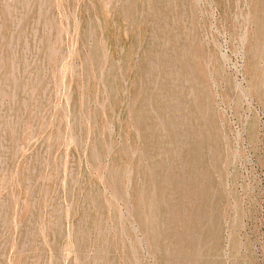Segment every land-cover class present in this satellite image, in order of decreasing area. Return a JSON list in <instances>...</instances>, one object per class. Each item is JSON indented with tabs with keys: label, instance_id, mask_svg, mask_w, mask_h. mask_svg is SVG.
I'll return each mask as SVG.
<instances>
[{
	"label": "rangeland",
	"instance_id": "obj_1",
	"mask_svg": "<svg viewBox=\"0 0 264 264\" xmlns=\"http://www.w3.org/2000/svg\"><path fill=\"white\" fill-rule=\"evenodd\" d=\"M263 10L0 0V264H264Z\"/></svg>",
	"mask_w": 264,
	"mask_h": 264
},
{
	"label": "bare ground",
	"instance_id": "obj_2",
	"mask_svg": "<svg viewBox=\"0 0 264 264\" xmlns=\"http://www.w3.org/2000/svg\"><path fill=\"white\" fill-rule=\"evenodd\" d=\"M1 2H2V1H1ZM21 3H22V2H21ZM51 3H52V2H51ZM4 5H5V4H4ZM1 6H2V5H1ZM49 6H50V5H49ZM51 6H52V5H51ZM4 8H5V7H4ZM47 8H48V7H47ZM255 9H256V8H255ZM260 9H261V8H260ZM40 11H42V10H40ZM263 11H264V10H263ZM7 12H8V10H7ZM254 12H255V11H254ZM252 14H253V13H252ZM7 16H8V15H7ZM254 16H255V14H254ZM52 20H53V19H52ZM257 21H258V20H256V22H257ZM53 22H54V21H53ZM258 22H259V21H258ZM261 22H262V18H261ZM1 24H2V23H1ZM48 24H49V22H48ZM50 24H51V23H50ZM45 25H46V24H45ZM262 26H263V25H262ZM262 26H261V27H262ZM56 27H57V26H56ZM56 27H55V28H56ZM45 28H46V26H45ZM256 28H257V27H256ZM257 29H258V28H257ZM261 29H262V28H261ZM261 29H260V30H261ZM258 31H259V30H258ZM262 31H263V30H262ZM262 33H263V32H262ZM262 33H260V34H262ZM257 34H258V33H257ZM22 36H23V35H22ZM259 36H260V35H259ZM255 37H256V36H255ZM39 38H41V37H39ZM39 38H38V40H39ZM42 38H43V36H42ZM46 38H47V37H46ZM48 38H49V37H48ZM34 39H35V38H34ZM50 39H51V38H50ZM54 39H55V38H54ZM57 39H58V38H57ZM259 39H260V38H259ZM9 40H10V39H9ZM45 40H46V39H44V42H46ZM34 41H35V40H34ZM41 41H42V40H41ZM48 41L50 42L51 40H48ZM52 41L55 42V40H52ZM59 41H61V39H60ZM7 42H8V41H6V43H7ZM257 42H258V41H257ZM263 43H264V42H263ZM263 43L261 44L262 46H263ZM7 44H8V43H7ZM7 44H6V45H7ZM40 44H42V42H41ZM45 44H46V43H45ZM59 44H60V42H59ZM50 45H52V44L50 43ZM8 46H9V45H8ZM52 46H53V45H52ZM10 47H11V46H10ZM46 47H47V49H48V45H47ZM260 47H261V46H260ZM55 48H56V47H55ZM55 48H54V50H53V49H52V50L55 51V50H56ZM58 48H59V46H58ZM24 49H25V48H24ZM24 49H23V50H24ZM50 49H51V48H50ZM60 49H61V47H60ZM27 50H28V49H27ZM48 50H49V49H48ZM48 50H47V51H48ZM57 50H58V49H57ZM50 51H51V50H50ZM53 51H51V52L53 53ZM259 51H261V50H259ZM106 52H107V50H106ZM5 53H6V52H5ZM12 53H13V51H12ZM20 53H21V52H20ZM24 53H25V52H24ZM48 53H49V52H48ZM54 53H55V52H54ZM259 53H260V52H259ZM262 53H263V52H262ZM15 54H16V53H15ZM49 54H50V53H49ZM57 54H58V53H57ZM59 54H60V51H59ZM104 54H105V53H104ZM13 55H14V54H13ZM16 55H17V54H16ZM20 55H21V54H20ZM50 55H51V54H50ZM53 55H55V54H53ZM106 55H107V54H106ZM10 56H11V55H10ZM48 56H49V55H48ZM104 56H105V55H104ZM254 56H255V55H254ZM16 57H17V56H16ZM50 57H51V56H50ZM59 57H60V55H59ZM61 57H62V56H61ZM263 57H264V56H263ZM45 58H47V57H45ZM103 58H104V57H103ZM25 59H26V56H25ZM57 59H58V57H57ZM57 59H56V60H57ZM59 59H60V58H59ZM259 59H260V58H259ZM26 60H27V59H26ZM52 60H54V58H52ZM56 60H55V61H56ZM48 61H49V60H48ZM52 62H53V61H52ZM56 62H57V61H56ZM23 63H24V62H23ZM23 63H22V64H23ZM26 63H27V62H26ZM10 65H11V63H10ZM18 65H19V64H18ZM2 66H3V65H2ZM12 66H13V65H11V67H12ZM26 66H27V64H26ZM52 66H53V65H52ZM55 66H56V65H55ZM11 67H10V68H11ZM2 68H3V67H2ZM2 68H1V69H2ZM38 69H39V68H38ZM220 69H221V67H220ZM17 70H19V69H17ZM17 70H16V71H17ZM26 70H27V69H26ZM34 70H35V69H34ZM43 70H44V69H43ZM12 71H13V70H12ZM44 71H45V70H44ZM23 72H24V70H23ZM220 72H221V71H220ZM17 73H18V71H17ZM21 73H22V72H21ZM24 73H25V72H24ZM24 73H23V74H24ZM28 73H29V72H28ZM262 73H263V72H262ZM10 74H11V73H10ZM32 74H33V73H32ZM32 74H31V75H32ZM2 75H4V73H3ZM259 75H260V74H259ZM10 76H11V75H10ZM27 76H28V75H27ZM11 77H12V76H11ZM30 77H31V76H30ZM259 77H260V76H259ZM44 78H45V77H44ZM261 78H262V76H261ZM25 79H26V78H25ZM29 79H30V78H29ZM0 80H1V79H0ZM4 80H5V79H4ZM6 80H7V78H6ZM13 80H14V77H13ZM33 81H34V79H33ZM41 81H42V79H41ZM41 81H40V82H41ZM26 82H27V81H26ZM26 82H24V83H26ZM35 82H36V81H35ZM37 82H38V81H37ZM24 83H23V84H24ZM37 84H39V83H37ZM37 84H36V86H37ZM262 84H263V82H262ZM25 86H26V85H25ZM29 86H30V85H29ZM262 86H263V85H262ZM23 87H24V86H23ZM190 87H191V86H190ZM7 88H8V87H7ZM258 88H259V86H258ZM197 90H198V89H197ZM22 91H23V90H22ZM43 92H44V91H43ZM109 92H110V91H109ZM7 93H8V92H7ZM110 94H111V93H110ZM195 94H196V93H195ZM13 95H14V94H13ZM25 95H26V94H25ZM39 95H40V94H39ZM110 96H111V95H110ZM110 96H109V97H110ZM1 98H2V97H1ZM102 99H103V98H102ZM38 100H39V99H38ZM36 101H37V100H36ZM106 101H107V100H106ZM96 104H97V103H96ZM98 104H99V103H98ZM106 104H107V103H106ZM20 105H21V103H20ZM22 105H23V103H22ZM206 105H207V104H206ZM98 106H99V105H98ZM96 107H97V106H96ZM96 107H95V108H96ZM35 109H36V108H35ZM97 110H99V109L97 108ZM42 111H43V110H42ZM42 111H41V112H42ZM38 112H39V111H38ZM139 113H140V112H139ZM31 114H32V113H30V116H32ZM205 114H206V112H205ZM37 115H38V114H37ZM35 116H36V114H35ZM212 116H214V115H212ZM38 117H39V116H38ZM73 117H74V116H73ZM110 117H111V116H110ZM206 120H207V119H206ZM198 122H199V121H198ZM57 124H58V123H57ZM59 124H60V122H59ZM16 125H17V123L15 124V126H16ZM45 126H46V125H45ZM200 126H201V125H200ZM59 127H60V126H59ZM8 128H9V127H8ZM39 128H40V127H39ZM42 128H43V127H42ZM55 128H56V126H55ZM61 128H62V127H61ZM9 129H10V128H9ZM15 129H16V128H15ZM57 129H58V128H57ZM12 130H13V129H12ZM12 130H11V131H12ZM210 130H211V129H210ZM41 131H42V130H41ZM12 132H13V131H12ZM14 132H15V130H14ZM37 132H38V131H37ZM58 132H59V131H58ZM61 133H62V132H61ZM17 134H19V132H17ZM204 135H205V134H204ZM211 135H212V134H211ZM57 136H58V135H57ZM13 137H14V136H13ZM17 137H18V136H17ZM54 137H55V136H54ZM61 137H62V136H61ZM202 137H203V136H202ZM39 138H40V137H39ZM37 139H38V138H37ZM55 140H56V139H55ZM55 140H54V141H55ZM59 140H60V139H59ZM59 140H58V141H59ZM61 140H62V139H61ZM63 140H64V139H63ZM16 142H17V141H16ZM56 142H57V141H56ZM14 143H15V142H14ZM57 143H58V142H57ZM64 143H65V142H64ZM64 143H63V144H64ZM54 144H55V143H54ZM67 144H68V143H67ZM53 146H54V145H53ZM58 146H59V145H58ZM58 146H57V148H58ZM109 146H110V145H109ZM214 148H215V147H214ZM53 150H54V149H53ZM56 151H57V150H56ZM60 152H61V151H60ZM55 153H56V152H55ZM226 155H227V154H226ZM52 158H53V157H52ZM85 158H86V157H85ZM89 158L92 159L91 155H90ZM91 159H90V160H91ZM121 159H123V158H121ZM121 159H120V160H121ZM60 160H61V157H60ZM224 160H225V158H224ZM50 161H52V160H50ZM118 161H119V159H118ZM59 162H60V161H59ZM63 162H64V161H63ZM87 162H88V161H87ZM51 163H53V162H51ZM97 163H98V162H97ZM116 163H117V161H116ZM119 163H120V162H119ZM127 163H128V162H127ZM56 164H57V163H56ZM222 164H223V163H222ZM49 165H50V164H49ZM49 165H48V166H49ZM61 165H62V163H61ZM64 165H65V164H64ZM53 166H54V165H53ZM65 166H66V165H65ZM124 166H125V165H124ZM127 166H128V165H127ZM59 167H60V166H59ZM59 167H58V169H59ZM52 168H53V167H52ZM56 168H57V167H56ZM97 168H99V167H97ZM120 168L122 169V167H120ZM120 168H119V171H121ZM47 169H48V168H47ZM54 169H55V167H54ZM62 169H63V167H62ZM117 169H118V168H117ZM124 169H125V168H124ZM113 170H114V169H113ZM128 170H129V169H128ZM132 170H134V169H132ZM55 171H56V170H55ZM58 171H59V170H58ZM58 171H56V172H58ZM64 171H65V170H64ZM60 172H61V171H60ZM66 172H68V170H67ZM64 173H65V172H64ZM114 173H115V172H114ZM127 173H128V172H127ZM129 173H131V172H129ZM54 174H55V173H54ZM57 174H58V173H57ZM67 174H68V173H67ZM80 174H81V173H80ZM109 174H110V173H109ZM111 174H112V173H111ZM125 174H126V173H125ZM123 175H124V174H123ZM147 175H148V174H147ZM61 176H62V175H61ZM63 176H64V175H63ZM78 176H79V175H78ZM110 176H111V175H110ZM110 176L108 175L109 178H110ZM114 176H116V175H114ZM71 177H72V176H71ZM71 177H70V178H71ZM80 177H81V176H79V178H80ZM121 177H123V176H121ZM2 178H3V177H2ZM60 178H61V177H60ZM82 178H83V176H82ZM87 178H88V177H87ZM114 178H115V177H114ZM116 178H119V177L116 176ZM123 178H124V177H123ZM66 179H67V176H66ZM66 179H65V181H66ZM84 179H85V178H84ZM105 179H106V178H105ZM110 179H111V178H110ZM4 180H5V178H4ZM4 180H3V182H4ZM51 180H52V179H51ZM72 180H73V179H72ZM74 180H75V179H74ZM120 180H121V179H120ZM1 181H2V180H1ZM14 181H15V180H14ZM22 181H23V180H22ZM55 181H56V180H55ZM142 181H143V180H142ZM19 182H20V180H19ZM19 182H18V183H19ZM69 182H70V181H69ZM14 183H15V182H14ZM14 183H13V184H14ZM55 183H56V182H55ZM58 183H59V181H58ZM62 183H63V182H62ZM77 183H78V182H77ZM82 183H83V182H82ZM82 183H81V184H82ZM65 184L67 185V182H65ZM118 184H119V183H118ZM127 184H129V183H127ZM78 185H79V184H78ZM78 185H77V186H78ZM142 185H143V184H142ZM18 186H19V185H18ZM44 186H45V185H44ZM44 186H43V187H44ZM53 186H54V184H53ZM69 186H70V183H69ZM74 186H75V185H74ZM127 186H129V188H130V185H127ZM51 187H52V186H51ZM51 187H50V188H51ZM54 187H55V186H54ZM14 188H15V187H14ZM19 188H20V186H19ZM46 188H47V187H46ZM57 188H58V187H57ZM61 188H62V185H61ZM70 188H71V187H70ZM118 188H120V186H119ZM118 188H117V189H118ZM147 188H148V186H147ZM153 188H154V187H153ZM158 188H159V187H158ZM47 189H48V188H47ZM54 189H55V188H54ZM76 189H77V188H76ZM89 189H90V188H89ZM89 189H88V190H89ZM42 190H44V189H42ZM50 190H51V189H50ZM52 190H53V188H52ZM62 190H63V189H62ZM67 190H68V188H67ZM82 190H83V189H82ZM88 190H87V191H88ZM140 190H142V189H140ZM144 190H145V189H144ZM12 191H13V190H12ZM47 191L50 193L49 190H47ZM68 191H69V190H68ZM68 191H67V192H68ZM71 191H72V190H71ZM79 191H80V190H79ZM145 191H146V190H145ZM152 191H153V189H152ZM17 192H18V191H17ZM48 192H47V193H48ZM62 192H63V191H62ZM75 192H76V191H75ZM85 192H86V190H85ZM124 192H125V191H124ZM49 193H48V194H49ZM51 193H52V192H51ZM56 193H57V191H56ZM72 193H73V192H72ZM72 193H70V194H72ZM92 193H93V191H92ZM44 194H45V193H44ZM75 194H76V193H75ZM78 194H79V193H78ZM83 194H84V193H83ZM148 194H149V193H148ZM159 194H161V193H159ZM9 195H10V194H9ZM17 195H18V194H17ZM42 195H43V194H42ZM42 195H41V198H42ZM95 195H96V194H95ZM95 195H94V196H95ZM45 196H46V195H45ZM59 196H60V195H59ZM68 196H69V195H68ZM88 196H89V195H88ZM97 196H98V195H97ZM117 196H118V194H117ZM120 196H121V194H120ZM125 196H126V195H125ZM145 196H147V194H146ZM159 196H160V195H159ZM43 197H44V196H43ZM55 197H56V196H55ZM55 197H54V198H55ZM140 197H141V196H140ZM210 197H211V196H210ZM14 198H15V197H14ZM71 198H73V196H72ZM76 198H77V197H76ZM82 198H83V197H82ZM93 198H94V197H93ZM118 198H119V197H118ZM137 198H138V196H137ZM212 198H213V197H212ZM10 199H11V198H10ZM43 199H44V198H42V200H43ZM58 199H59V198H58ZM67 199H68V198H67ZM86 199H87V198H86ZM91 199H92V198H91ZM116 199H117V197L114 199L115 202H116ZM138 199H139V198H138ZM159 199H160V197H159ZM208 199H209V198H208ZM19 200H20V199H19ZM47 200H48V199H47ZM81 200H82V199H81ZM89 200H90V199H89ZM93 200H94V199H93ZM104 200H105V199H104ZM144 200H146V199H144ZM205 200H206V199H205ZM1 201H2V200H1ZM44 201H45V200H44ZM44 201H43V202H44ZM137 201H139V200H137ZM148 201H149V200H148ZM158 201H159V200H158ZM91 202H92V201H91ZM95 202H96V201H95ZM95 202H94V203H95ZM104 202L107 203L106 201H104ZM3 203H4V202H3ZM19 203H20V202H19ZM19 203H18V206H19ZM100 203H101V202H100ZM139 203H140V202H139ZM141 203H142V200H141ZM14 204H15V203H14ZM21 204H22V202H21ZM46 204H47V203H46ZM51 204H52V203H51ZM51 204H49V205H51ZM80 204H81V203H80ZM82 204H83V203H82ZM92 204H93V203H92ZM92 204H91V205H92ZM114 204H115V203H114ZM136 204H137V203H136ZM204 204H205V203H204ZM26 205H27V204H26ZM29 205H30V204H29ZM31 205H32V204H31ZM40 205H41V204H40ZM42 205H43V204H42ZM57 205H58V204H57ZM77 205H78V202H77ZM86 205H87V204H86ZM108 205H109V204H108ZM111 205L113 206V202L111 203ZM111 205H110V206H111ZM1 206H2V205H1ZM3 206H4V204H3ZM10 206H11V205H10ZM54 206H55V205H54ZM136 206H137V205H136ZM145 206H146V205H145ZM147 206H148V205H147ZM14 207H15V206H14ZM24 207H25V206H24ZM44 207H45V204H44ZM51 207H52V206H51ZM95 207H96V206H95ZM102 207H103V206H102ZM157 207H158V206H157ZM0 208H1V207H0ZM11 208H12V206H11ZM28 208H29V207H28ZM30 208H31V206H30ZM42 208H43V207H42ZM47 208H48V207H47ZM49 208H50V207H49ZM80 208H81V206H79V211H80ZM93 208H94V207H93ZM112 208H113V207H112ZM154 208H155V207H154ZM18 209H19V207H18ZM24 209H25V208H24ZM56 209H58V208H56ZM107 209H109L108 206H107ZM107 209H106V210H107ZM27 210H28V209H27ZM102 210H103V209H102ZM141 210H142V208H141ZM15 211H16V210H15ZM29 211H30V209H29ZM29 211H28V212H29ZM55 211H58V210H55ZM83 211H84V209H83ZM89 211H90V208H89ZM89 211H88V212H89ZM157 211H158V210H157ZM13 212H14V211H13ZM19 212H20V211H19ZM49 212H50V211H49ZM60 212H61V211H60ZM75 212H76V211H75ZM95 212H96V211H95ZM106 212H107V211H105V213H106ZM113 212H114V211H113ZM135 212H136V211H135ZM145 212H146V211H145ZM145 212H144V213H145ZM147 212H148V211H147ZM152 212H153V211H152ZM4 213H5V211H4ZM6 213H7V212H6ZM14 213H16V212H14ZM22 213H23V212H22ZM42 213H43V212H42ZM55 213H56V212H55ZM61 213H62V212H61ZM96 213H98V212H96ZM108 213H109V212H108ZM116 213H117V212H116ZM131 213H132V212H131ZM136 213H137V212H136ZM148 213H149V212H148ZM48 214H50V213H48ZM92 214H93V213H92ZM94 214H95V213H94ZM94 214H93V215H94ZM112 214H113V213H112ZM137 214H139V213H137ZM13 215H15V214H13ZM40 215H41V213H40ZM46 215H47V214H46ZM83 215H84V214H83ZM83 215H82V216H83ZM93 215H92V216H93ZM102 215H103V213H102ZM104 215H105V214H104ZM106 215H107V213H106ZM109 215H110V214H109ZM109 215H108V216H109ZM113 215H115V214H113ZM117 215H119V214H117ZM131 215H132V214H131ZM131 215H130V216H131ZM135 215H136V214H135ZM17 216H18V215H17ZM21 216H22V214H21ZM43 216H44V215H43ZM100 216H101V215H100ZM119 216H120V215H119ZM119 216H118V220H121ZM148 216H149V215H148ZM9 217H10V216H9ZM13 217H14V216H12V218H13ZM26 217H27V216H26ZM26 217H25V218H26ZM53 217H54V216H53ZM55 217H56V215H55ZM57 217H58V216H57ZM57 217H56V219H58ZM67 217H68V216H67ZM102 217H103V216H102ZM4 218H5V217H4ZM40 218H41V217H40ZM60 218H62V217H60ZM64 218H65V217H64ZM78 218H79V217H78ZM78 218H77V219H78ZM84 218H85V217H84ZM99 218H101V217H99ZM99 218H98V219H99ZM116 218H117V217H116ZM145 218H146V217H145ZM149 218H150V217H149ZM1 219H2V218H1ZM41 219H42V218H41ZM94 219H95V218H94ZM94 219H93V220H94ZM104 219H105V218H104ZM104 219H103V220H104ZM157 219H158V218H157ZM9 220H12V219H9ZM39 220H40V219H39ZM43 220H44V219H43ZM43 220H42V221H43ZM50 220H51V219H50ZM83 220H84V219H83ZM86 220H87V219H86ZM23 221H24V219H23ZM58 221H59V219H58ZM70 221L72 222V220H70ZM77 221H78V220H77ZM98 221H99V220H98ZM146 221H147V220H146ZM49 222H50V221H49ZM56 222H57V221H56ZM56 222H54V223H56ZM59 222H61V221H59ZM66 222H67V221H66ZM71 222H70V223H71ZM78 222H79V221H78ZM81 222H82V221H81ZM87 222H88V221H87ZM93 222H94V221H93ZM93 222H92V223H93ZM102 222H103V221H102ZM123 222H124V221H123ZM161 222H162V219H161ZM47 223H48V222H47ZM76 223H77V222H76ZM83 223H84V222H83ZM117 223H118V222H117ZM117 223H116V224H117ZM120 223H121V221L119 222V224H120ZM155 223H157V222L155 221ZM207 223H208V222H207ZM213 223H214V222H213ZM42 224H43V222H42ZM52 224H53V223H52ZM56 224H58V223H56ZM77 224H78V223H77ZM84 224H85V223H84ZM89 224H90V223H89ZM94 224H95V223H94ZM99 224H100V223H99ZM142 224H143V223H142ZM17 225H18V224L16 223V226H17ZM47 225H48V224H47ZM47 225H46V227H47ZM61 225H62V224H61ZM85 225H86V224H85ZM97 225H98V224H97ZM97 225H96V226H97ZM50 226H51V225H50ZM53 226L55 227L56 225L53 224ZM53 226H52V228H53ZM96 226H95V227H96ZM123 226H124V225H123ZM204 226H205V225H204ZM210 226H211V225H210ZM218 226H219V225H218ZM20 227H21V226H20ZM42 227H43V226H42ZM60 227H61V226H60ZM83 227H84V225H83ZM117 227H118V226H117ZM141 227H142V226H141ZM48 228H49V227H48ZM52 228H51V229H52ZM143 228H144V227H143ZM148 228H150V227H148ZM203 228H204V227H203ZM43 229H45V228H43ZM43 229H42V230H43ZM46 229H47V228H46ZM72 229H73V228H72ZM83 229H84V228H83ZM92 229H93V227H92ZM103 229H104V228H103ZM144 229H145V228H144ZM144 229H143V230H144ZM160 229H161V228H160ZM65 230H66V228H65ZM76 230H77V229H76ZM90 230H91V229H90ZM104 230H105V229H104ZM117 230H118V229H117ZM215 230H216V229H215ZM49 231H52V230H49ZM61 231H62V230H61ZM61 231H60V232H61ZM66 231H67V230H66ZM86 231H88V230H86ZM96 231H97V230H96ZM102 231H103V230H102ZM121 231H122V230H121ZM149 231H150V230H149ZM42 232H44V230H43ZM47 232H48V231H47ZM75 232H76V231H75ZM94 232H95V231H94ZM94 232H93V233H94ZM98 232H99V231H98ZM107 232H108V231H107ZM119 232H120V230H119ZM161 232H162V231H161ZM161 232H160V233H161ZM205 232H206V231H205ZM15 233H16V232H15ZM83 233H84V232H83ZM101 233H102V232H101ZM144 233H145V232H144ZM157 233H158V232H157ZM209 233H210V232H209ZM43 234H44V233H43ZM50 234H52V233H50ZM80 234H81V233H80ZM96 234H97V235H100V234H98L97 232H96ZM104 234H105V233H104ZM120 234H121V233H120ZM204 234H205V233H204ZM11 235H12V234H11ZM11 235H10V236H11ZM60 235H61V234H60ZM62 235H63V232H62ZM74 235H75V234H74ZM76 235H77V234H76ZM83 235L85 236V233H84ZM87 235H88V234H87ZM89 235H90V234H89ZM113 235H114V233H113ZM160 235H161V234H160ZM80 236H81V235H80ZM105 236H106V235H105ZM46 237H47V236H46ZM98 237H99V236H98ZM207 237H208V236H207ZM12 238H13V236H12ZM44 238H45V237H44ZM48 238H49V237H48ZM75 238H76V237H75ZM75 238H74V240H75ZM80 238H81V237H80ZM93 238H95V237H93ZM93 238H92V239H93ZM101 238H102V237H101ZM65 239H66V238H65ZM77 239H78V238H77ZM83 239H84V238H83ZM103 239H104V238H102V240H103ZM114 239H115V237H114ZM114 239H113V241H114ZM46 240H47V239H46ZM80 240H81V239H80ZM87 240H88V239H87ZM98 240H99V239H98ZM98 240H97V242H98ZM147 240H148V239H147ZM208 240H209V239H208ZM235 240H236V239H235ZM65 241H66V240H65ZM89 241H90V240H89ZM46 242H47V241H46ZM73 242H74V241H73ZM81 242H82V241H81ZM92 242H93V241H92ZM104 242H105V240H104ZM104 242H103V243H104ZM106 242H107V241H106ZM236 242H237V241H236ZM236 242H235V243H236ZM50 243H51V242H50ZM103 243H102V244H103ZM128 243H129V242H128ZM133 243H134V242H133ZM157 243H158V242H157ZM233 243H234V242H233ZM67 244H69V243H67ZM106 244H107V243H106ZM124 244H125V243H124ZM129 244H130V243H129ZM135 244H136V243H135ZM53 245H54V244H53ZM57 245H59V243H57ZM75 245H76V240H75ZM80 245H81V244H80ZM80 245H79V246H80ZM96 245H97V243H96ZM100 245H101V243H100ZM156 245H158V244H156ZM156 245H154V246H156ZM82 246H83V245H82ZM123 246H124V245H123ZM132 246H133V244H132ZM55 247H56V246H55ZM99 247H100V246H99ZM104 247H105V246H104ZM109 247H110V246H109ZM209 247H210V246H209ZM209 247H208V248H209ZM48 248H50V247H49V244H48ZM82 248H83V247H82ZM105 248H106V247H105ZM122 248H123V247H122ZM125 248H126V246H125ZM125 248H124V249H125ZM57 249H58V248H57ZM60 249H61V248H60ZM62 249H63V246H62ZM79 249H80V248H79ZM79 249H78V252H79ZM83 249H85V248H83ZM114 249H115V247H114ZM133 249H134V248H133ZM31 250H32V248H31ZM53 250H54V249H53ZM58 250H59V249H58ZM81 250H82V249H81ZM87 250H88V249H87ZM134 250H135V249H134ZM76 251H77V250H76ZM84 251H85V250H84ZM84 251H83L82 253H84ZM105 251H106V250H105ZM158 251H159V250H158ZM28 252H29V251H28ZM52 252H53V251H52ZM55 252H56V251H55ZM107 252H108V251H107ZM112 252H113V251H112ZM39 253H40V252H39ZM39 253H38V254H39ZM98 253H99V252H98ZM27 254H28V253H27ZM57 254H58V253H57ZM75 254H77V253H75ZM84 254H85V253H84ZM113 254H114V253H113ZM40 255H41V254H40ZM82 255H83V254H82ZM37 256H38V255H37ZM41 256H42V255H41ZM55 256H56V255H55ZM57 256H59V255H57ZM60 256H63V254H61ZM84 256H86V255H84ZM84 256H83V257H84ZM93 256H94V255H93ZM93 256H91V258H92ZM99 256H101V255H99ZM197 256H198V255H197ZM199 256H200V255H199ZM20 257H21V256H20ZM73 257H75V256L73 255ZM77 257H78V256H77ZM113 257H114V256H113ZM58 258H59V257H58ZM58 258H57V260H58ZM60 258L62 259V257H60ZM70 258H71V256H70ZM81 258H82V256H81ZM95 258H96V257H95ZM32 259H33V258H32ZM55 259H56V258H55ZM87 259H88V258H87ZM111 259H112V258H111ZM113 259H114V258H113ZM50 260H51V259H50ZM53 260H54V259H53ZM62 260L64 261V259H62ZM74 260H75V259H74ZM92 260H93V259H92ZM99 260H100V259H99ZM19 261H20V259H19ZM77 261H78V258H77ZM77 261H75V262H77ZM85 261H86V260H85ZM101 261H102V259H101ZM110 261H111V260H110ZM124 261H125V260H124ZM209 261H211V260H209ZM15 262H17V261H15ZM22 262H23V261H22ZM29 262H30V261H29ZM55 262H56V261H55ZM82 262H83V260H82ZM87 262H88V260H87ZM94 262H95V261H94ZM104 262H105V261H104ZM205 262H207V260H206ZM13 263H14V262H13ZM72 263H74V261H73ZM19 264H20V263H19ZM33 264H34V263H33ZM35 264H36V263H35ZM52 264H53V263H52ZM63 264H64V263H63ZM69 264H70V261H69ZM74 264H75V263H74ZM77 264H78V263H77ZM79 264H80V263H79ZM123 264H124V263H123ZM204 264H205V263H204Z\"/></svg>",
	"mask_w": 264,
	"mask_h": 264
}]
</instances>
